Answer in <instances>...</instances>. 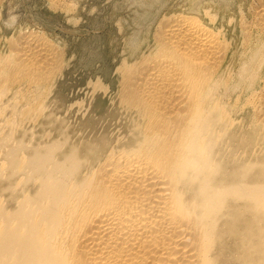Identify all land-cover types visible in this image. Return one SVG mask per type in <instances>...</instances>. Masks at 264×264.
I'll use <instances>...</instances> for the list:
<instances>
[{"label":"bare ground","instance_id":"1","mask_svg":"<svg viewBox=\"0 0 264 264\" xmlns=\"http://www.w3.org/2000/svg\"><path fill=\"white\" fill-rule=\"evenodd\" d=\"M255 1L236 36L233 20L222 30L203 7V17L170 14L130 39L119 102L137 121L125 141L40 146L31 136L28 157L8 151L28 191L0 202V264H264V0ZM16 32L0 37L2 90L45 81L59 64L43 33Z\"/></svg>","mask_w":264,"mask_h":264},{"label":"rangeland","instance_id":"2","mask_svg":"<svg viewBox=\"0 0 264 264\" xmlns=\"http://www.w3.org/2000/svg\"><path fill=\"white\" fill-rule=\"evenodd\" d=\"M255 2L0 0V30L4 31L0 37L16 34L21 29L28 32L37 30L56 45L60 54L59 64L45 81L29 82L28 79V85L14 83L9 91L0 89L1 204L11 206L13 198L27 194V169H14L17 172H11L8 154L12 148H16L20 158L28 157V140L31 136L39 141L40 146L52 140L62 141L65 136L71 144L80 146H99L107 139L115 142V139L126 137V140L129 137L137 121L136 115L123 108L119 101L121 68L125 62L132 61L130 58L134 54L128 47L132 37L140 41L144 36L151 35L160 20L170 14L193 13L203 17V7H209L211 13H218L216 18H221V23H225L222 30L229 32L231 26L229 29L225 25L233 20L236 36L238 24L249 19ZM22 85L24 87H20ZM19 90L26 97H22ZM14 92L20 93L16 95ZM13 95L17 98L15 102L12 101L15 100ZM18 99H21L20 102ZM8 172L12 173L11 177ZM9 182L11 185L18 184L13 189Z\"/></svg>","mask_w":264,"mask_h":264}]
</instances>
